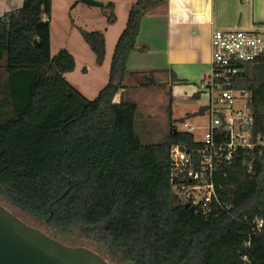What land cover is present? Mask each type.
Here are the masks:
<instances>
[{
  "label": "trees",
  "instance_id": "1",
  "mask_svg": "<svg viewBox=\"0 0 264 264\" xmlns=\"http://www.w3.org/2000/svg\"><path fill=\"white\" fill-rule=\"evenodd\" d=\"M166 1L131 6L94 100L66 80L75 70L69 52L50 54L43 17L51 0H24L0 17V203L66 245L74 232L85 234L94 252L117 264H264V148L239 153L224 169V210L205 217L185 209L171 184L170 147L194 146L192 135L172 129L161 143L143 145L137 104L114 102L129 55L148 51L136 42L142 19ZM105 8L112 25L114 6ZM78 32L102 66L104 33ZM241 68L232 86L250 93L255 133L264 136V56Z\"/></svg>",
  "mask_w": 264,
  "mask_h": 264
},
{
  "label": "built area",
  "instance_id": "2",
  "mask_svg": "<svg viewBox=\"0 0 264 264\" xmlns=\"http://www.w3.org/2000/svg\"><path fill=\"white\" fill-rule=\"evenodd\" d=\"M262 56L264 32H214L210 70L202 76L199 86V91L208 95V103L198 119L206 122L191 127L184 121L180 133L191 134L194 146L170 147L173 190L183 205L189 204L205 217L217 216L224 210L218 196L220 179L227 178L224 169L232 165L239 153L249 154L264 148V136L255 133L250 93L232 86L242 73L241 66ZM195 131L202 132L199 140ZM252 224L257 232L263 228V220L259 218Z\"/></svg>",
  "mask_w": 264,
  "mask_h": 264
},
{
  "label": "crops",
  "instance_id": "3",
  "mask_svg": "<svg viewBox=\"0 0 264 264\" xmlns=\"http://www.w3.org/2000/svg\"><path fill=\"white\" fill-rule=\"evenodd\" d=\"M23 1L0 0V17L20 9ZM59 1L61 8L65 10L81 9L80 11L102 17L108 14L104 10L105 6L108 3L113 4L116 22L105 28V58L108 54V35H113L111 29L121 22L116 33L110 38L113 48V39L115 38V45L125 28L129 10L136 2L95 0L103 4L96 7L83 3L82 0H58V3ZM58 3L56 2L57 7ZM54 10L55 0H51V13L46 19L50 23V47ZM226 30L263 32L264 0H167L164 4L151 9L141 21L136 41L138 47H146L148 51L145 53L134 51L129 55L128 74L114 102L124 101L128 89H135L139 78L151 74L154 80L164 77L171 83H191L198 87V92L194 91V97L199 98L201 78L210 68L212 35L216 31ZM207 103L208 98L204 103L197 105L194 113L190 114L195 115V118L190 117V120L198 119Z\"/></svg>",
  "mask_w": 264,
  "mask_h": 264
},
{
  "label": "rangeland",
  "instance_id": "4",
  "mask_svg": "<svg viewBox=\"0 0 264 264\" xmlns=\"http://www.w3.org/2000/svg\"><path fill=\"white\" fill-rule=\"evenodd\" d=\"M56 2L58 3V0H55L53 13L50 54L53 57L61 49L69 52L74 58L75 70L65 75L66 80L88 100H94L108 82L111 59L116 45H114V38L112 48L110 38L116 33L121 22L111 29L113 35H108V54L103 65L99 67L96 65L95 55L85 44L77 28L81 27L88 32L100 31L105 35V28L108 25L107 16L93 15L80 11L81 9L68 11L61 8L60 1L57 7ZM104 10L108 12L106 8ZM43 19L46 20L47 17L44 16ZM207 72L205 75L208 74ZM194 91L198 92V87L191 83H171L164 77L154 80L151 75L139 78L137 87L128 89L124 101L134 102L138 106L135 130L143 145L161 143L172 129L180 132L184 121H187L191 127L205 124L206 119L190 120V117L195 118V115L190 114L194 113L197 105L204 103L208 98V95L203 92L200 93L199 98H195ZM194 134L198 140L202 136L200 131H195ZM2 203L17 217L28 221L8 204ZM30 226L40 229V225L37 224ZM69 241L72 243L69 246L73 247H85L92 251L97 247L95 241L78 231L69 236ZM126 264L133 263L126 262Z\"/></svg>",
  "mask_w": 264,
  "mask_h": 264
},
{
  "label": "water",
  "instance_id": "5",
  "mask_svg": "<svg viewBox=\"0 0 264 264\" xmlns=\"http://www.w3.org/2000/svg\"><path fill=\"white\" fill-rule=\"evenodd\" d=\"M91 6L103 4L82 0ZM176 132V131H175ZM194 213V207L184 205ZM0 264H117L85 248L66 245L30 226L0 203Z\"/></svg>",
  "mask_w": 264,
  "mask_h": 264
}]
</instances>
